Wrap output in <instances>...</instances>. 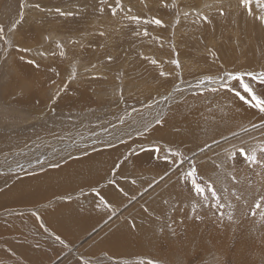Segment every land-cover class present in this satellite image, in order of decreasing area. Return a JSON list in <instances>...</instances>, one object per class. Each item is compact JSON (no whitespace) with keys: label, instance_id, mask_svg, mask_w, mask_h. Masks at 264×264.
<instances>
[{"label":"rangeland","instance_id":"1","mask_svg":"<svg viewBox=\"0 0 264 264\" xmlns=\"http://www.w3.org/2000/svg\"><path fill=\"white\" fill-rule=\"evenodd\" d=\"M57 8L72 14L61 15ZM251 8L250 15L241 0H0V167L12 168L0 172V196L7 197L20 179H29L24 189L31 195L22 202L0 198V213L8 212L0 217L7 229L0 234V264H264V165L247 162L238 151L255 150L260 157L264 116L233 127L221 111L215 124L211 107L196 117L198 122L182 120L195 106L224 95L220 77L226 72L264 70V20L259 19L264 0H251ZM22 63L30 65V75H24ZM34 74L37 84L28 79ZM184 89L194 90L183 102L185 109L173 102L175 92ZM164 104L175 118L160 114L157 109ZM208 130L217 134L208 136ZM73 134L99 147L85 154L75 151L67 164L120 147V154L114 151L115 164L98 179L93 178L97 173L92 179L72 173L67 187L62 177L69 175L58 171L52 177L64 183L40 193V177L66 160L58 164L50 155L41 169L46 158L36 153L51 154L52 142L72 145L63 139L72 140L66 137ZM111 139L116 144H102ZM169 148L183 155L174 157ZM144 153L151 166L156 164L153 169L136 166L135 157ZM193 163L206 189L202 194L184 179ZM163 177L167 182L152 189L150 199L116 225H104L134 200L135 191ZM34 192L39 196L31 198ZM66 201L57 215L49 212ZM47 214L50 219L40 222ZM74 247L78 253L66 256Z\"/></svg>","mask_w":264,"mask_h":264},{"label":"bare ground","instance_id":"2","mask_svg":"<svg viewBox=\"0 0 264 264\" xmlns=\"http://www.w3.org/2000/svg\"><path fill=\"white\" fill-rule=\"evenodd\" d=\"M27 31H29V30H27ZM33 32V31H32ZM31 32V33H32ZM26 34H28V33H26ZM34 34V33H33ZM264 35V34H263ZM30 36H31V34H30ZM33 37V36H32ZM35 39V38H34ZM29 41V40H28ZM261 41H262V43H264V36H263V38L261 39ZM144 60V59H143ZM142 61V60H141ZM16 62V61H15ZM18 62V61H17ZM16 62V63H17ZM26 62H27V60H26ZM18 64V63H17ZM48 64V63H47ZM55 64V63H54ZM22 65H23V71H24V75L26 76V74H29L30 75V73H28L29 72V70H31V67H30V65L28 64V63H22ZM53 65V64H52ZM49 66V65H48ZM37 67V66H36ZM42 67V66H41ZM40 67V68H41ZM39 68V67H38ZM46 70V69H45ZM16 75V74H15ZM21 75V74H20ZM23 75V74H22ZM37 76H38V74H34V76H32L31 78H28V79H30L31 81H32V83L33 84H37ZM41 76V75H40ZM42 77V76H41ZM26 78V77H25ZM39 78V77H38ZM43 78V77H42ZM18 79H20V78H18ZM27 79V78H26ZM45 80V79H44ZM47 81V80H46ZM199 81H197V83H198ZM200 83V82H199ZM193 85V84H192ZM37 86V85H36ZM180 88V87H179ZM191 89H192V87H190ZM194 88V87H193ZM183 89V88H182ZM13 90V89H12ZM38 90V89H37ZM81 90V89H80ZM194 90H190V89H184V90H181V91H178V93L177 92H175V94L174 93H172V94H174V98H176L173 102H174V105L175 106H182V105H184V100L185 99H187V98H189L190 97V94H192V92H193ZM71 92V91H70ZM81 92V91H80ZM82 93V92H81ZM194 93V92H193ZM26 94V93H25ZM208 94V93H207ZM43 95V94H42ZM41 96V95H40ZM221 96V98H218V97H220ZM225 96V97H224ZM208 97V96H207ZM223 97H224V99H223ZM21 98L22 97H19L18 98V100H20L21 101ZM32 97H31V95L29 96V99H31ZM45 98V97H44ZM64 98V97H63ZM71 98V97H70ZM89 98V97H88ZM193 97H191V99H192ZM215 98V100H213L212 102L210 101V102H203V104L202 105H200V106H202V107H197V106H195L194 107V112H192V113H187L183 118H182V120H183V123L184 122H186V124L188 123H190V124H192L191 122H198V120L196 119V117L199 115V114H201V115H203V114H205V110L207 109V111H208V108H211V107H213V113H214V116H213V121H212V123H215V124H218L217 122H216V120L221 116L220 114H221V111H222V113L223 114H226V116H225V120H227V124L228 123H231V125L234 127L235 125H236V127H244V126H246V125H248V124H250L251 122H257V121H260L261 119H262V117L264 116V114H261V113H257L256 112V114L254 115V114H252V110L253 109H251V108H249V107H245V108H242V109H239V108H237V107H242L243 106V104L237 99V98H235V96L232 94V93H230V92H225L224 93V95H222V93H220V95L218 94L217 96H215L214 97ZM48 99V98H47ZM66 99V98H65ZM180 99V102L178 101ZM190 99V100H191ZM46 100V99H45ZM45 100H44V102H45ZM163 100H164V98H163ZM47 101V100H46ZM65 101V100H64ZM193 101V100H192ZM201 101V100H200ZM205 101V100H204ZM209 101V100H208ZM162 102V101H161ZM166 102V101H165ZM198 102V101H197ZM64 103H66V102H64ZM70 103V102H69ZM93 103V102H92ZM164 103V102H163ZM205 103H210V104H205ZM218 103H219V105H218ZM44 104V103H43ZM63 104V103H62ZM186 104V103H185ZM56 105V104H55ZM57 105H59L60 106V104H57ZM163 105V104H162ZM64 106V105H63ZM89 106H91V105H89ZM169 106V105H168ZM188 105L186 104V106H185V108L187 107ZM171 107V106H170ZM192 107V106H191ZM182 108H184L183 106H182ZM184 108V109H185ZM157 109V108H156ZM192 109V108H191ZM157 110H160V114L161 113H163L164 112V115L165 116H170L171 118H175V116H174V114L173 113H171L172 111L170 110V109H168L167 108V105H165L164 104V106H161L160 107V109H157ZM156 110V111H157ZM175 110H177V108H175ZM187 110V109H186ZM234 110V112H235V115H232V116H230L231 115V113H232V111ZM44 111V110H43ZM155 111V112H156ZM166 111H167V113H166ZM191 111V110H190ZM193 111V110H192ZM154 112V113H155ZM209 112V111H208ZM140 113V112H139ZM156 113H158V112H156ZM179 113V112H178ZM180 113H181V111H180ZM179 113V114H180ZM207 113V112H206ZM173 114V115H172ZM179 114H177V117H179ZM210 114L212 115V113H211V111H210ZM184 115V114H183ZM210 115V118L212 117ZM209 116V115H208ZM207 116V117H208ZM40 117V116H39ZM180 117H181V114H180ZM194 117V118H193ZM201 117V116H200ZM201 118H203V117H201ZM201 118H200V120H201ZM205 118V117H204ZM209 118V117H208ZM208 118H205V119H208ZM168 119V118H167ZM180 119V118H179ZM178 119V120H179ZM205 119H203V120H205ZM19 120V119H18ZM153 120V119H152ZM174 121V119H171V120H169V124L170 123H172ZM209 121V120H208ZM210 121H211V119H210ZM209 121V122H210ZM180 122H182L181 120H180ZM179 122V123H180ZM207 122V121H206ZM139 123V122H138ZM175 123H178V122H175ZM183 123H180V124H183ZM173 124V123H172ZM207 124V123H206ZM264 124V123H263ZM168 125V124H167ZM203 125V124H202ZM262 125V124H261ZM261 125H260V127H261ZM177 126H180V125H177ZM195 126V124L193 123V127ZM111 127V126H110ZM213 130L214 129H216L217 127H214V125H213ZM264 128V127H263ZM110 129V128H109ZM111 129H113V128H111ZM118 129V127H116V130ZM207 129H208V127H207ZM83 130H85V129H83ZM227 130H229V126H227ZM264 130V129H263ZM51 131V130H50ZM50 131H48V132H50ZM55 131V128H54V130H53V132ZM163 131H165L164 129H163ZM171 131H172V129H171ZM209 131V130H208ZM108 132V131H107ZM120 132V131H119ZM119 132H115V134L116 133H119ZM210 133H209V135L208 136H210L211 134H217V131H209ZM112 133V132H111ZM153 133H155V132H153ZM166 133V132H165ZM185 133V132H184ZM208 133V132H207ZM43 134H45V133H43ZM47 134H49V133H47ZM126 134V133H125ZM159 134V133H158ZM161 134V133H160ZM159 134V136H164V135H168V133H166V134H164V135H160ZM170 134V133H169ZM175 134V133H174ZM71 135V134H70ZM75 134H73V136H67L66 138H71L72 140H66V139H63V140H65L66 142H72L73 144L71 145V144H68V145H63V146H61V147H59V145L61 144V142H59L58 144L56 143V145H53V144H55V143H53L52 142V148H51V150L50 151H48L49 153H51V154H48L47 153V155L44 157V155H45V151H41V153H36V155L37 156H43V159L44 158H46L45 159V161L46 162H44L42 165H39V168H41L42 169V167L45 165V163H46V165H48L47 164V162H50L49 160L51 159L52 160V158L54 159V161L57 163L58 162V164L61 162V159L63 158V161L64 160H66L65 162V164L63 165V167L61 168V167H59L60 169H57V170H53V171H48V172H46V173H44L41 177H40V181H38V183H41V187L43 188L42 189V191L41 190H38V191H40V193L41 192H44V190H47V189H49L50 187H51V190H54L55 189V185H57L58 183H64V180H66L65 181V185H66V187L71 183V181L73 180V178H74V176H71V175H73L72 173H78V171H80V172H83V173H86L87 174V179L89 178V177H91V179H92V177H93V174H95V173H97L98 174V176L96 177V176H94L93 178H99V176L101 175V173L103 174L104 172H106V170L107 169H109L110 167H112L114 164H115V157H116V155H117V153L119 152V150H120V147L119 148H117V149H115L114 151H116V152H114V151H110V150H108V151H110L109 153H104V152H102L101 154L99 153V155H94V154H88V157L87 158H84V157H81V160H78V161H72L71 163H69V164H67V162H68V159H66V158H68V157H70V155H76V152H81V153H83V154H85V153H88L89 151H92L94 148H98L99 147V145L97 144V145H93V146H91V145H87V142H86V140H82V139H77V138H79V137H76V136H74ZM107 135V134H106ZM153 135V134H152ZM99 136H100V134H99ZM98 136V137H99ZM102 136H103V134H102ZM102 136H101V138H102ZM105 136V135H104ZM103 136V137H104ZM117 136V135H116ZM119 136H121V134L119 135ZM126 136V135H125ZM124 136V137H125ZM129 136V135H128ZM179 136V135H178ZM189 136V135H188ZM72 137H74V138H72ZM122 137V136H121ZM120 137V138H121ZM108 138V137H107ZM106 138V139H107ZM111 138V137H110ZM160 138V137H159ZM176 138V137H175ZM179 138V137H178ZM207 138H209V137H207ZM60 139H62V138H60ZM99 139H100V137H99ZM105 139V138H104ZM125 139V138H124ZM119 140V139H118ZM171 140V139H170ZM93 141V140H92ZM99 141V140H98ZM145 141V140H144ZM225 141L223 140V143H224ZM99 144H101L100 143V141L98 142ZM113 143H115L116 144V142H114V141H112V139L110 140V141H108L107 140V142H104V143H102V144H104V145H106V144H113ZM124 143V142H123ZM223 143H220V146L223 144ZM23 145V144H22ZM27 145V144H26ZM104 145H102V146H104ZM172 145V144H171ZM217 145V143H215V144H213V145H210L208 148L210 149V148H213L214 146H216ZM47 146V145H46ZM101 146V145H100ZM147 146V145H146ZM4 147V146H3ZM217 147V146H216ZM21 148V147H20ZM32 148V147H31ZM43 148H45V146L43 147ZM23 149V148H22ZM39 149V148H38ZM249 149V148H248ZM20 150V149H19ZM22 151H24V149L22 150ZM76 151V152H75ZM205 151V150H204ZM207 151V150H206ZM214 151V150H213ZM217 151V150H216ZM44 152V153H43ZM12 153V152H11ZM30 153V152H29ZM126 153H128V152H126ZM213 153V152H212ZM43 154V155H42ZM80 154V153H79ZM119 154H120V152H119ZM144 154H146V153H144ZM144 154H139V155H137L136 157H135V162H136V166H139V167H142V166H144V168L145 169H153V166L155 167V165H150L151 163L149 162V159H150V156L148 155V154H146V155H144ZM201 154V153H200ZM199 154V155H200ZM2 155H4V154H2ZM25 155V154H24ZM29 155H31V154H29ZM52 156V158H48L49 156ZM141 155H144V156H141ZM198 155V156H199ZM40 156V157H41ZM118 156V155H117ZM138 156H141L142 157V159L143 160H140V158L138 157ZM218 156V155H217ZM11 157V156H10ZM31 157V156H30ZM34 157H35V155H34ZM32 158V157H31ZM38 158V157H37ZM42 158V157H41ZM82 158H84V159H82ZM152 158V157H151ZM157 158V157H156ZM211 158V157H210ZM15 159H16V157H15ZM20 160H21V158H19ZM23 159V158H22ZM3 160V159H2ZM36 160V159H35ZM17 161V160H16ZM133 161V160H132ZM141 161H143V163H140ZM151 161H152V159H151ZM9 162V161H8ZM14 162V161H13ZM112 162H114L113 164H111ZM134 162V161H133ZM134 162V163H135ZM139 162V163H138ZM23 163V162H22ZM28 163V162H27ZM63 163V162H62ZM20 164V163H19ZM50 164V163H49ZM57 164V165H58ZM184 164H186V163H184ZM184 164H181V165H184ZM207 164V163H206ZM2 165V164H1ZM9 165V164H8ZM52 165H54V164H52ZM181 165H180V167H181ZM264 164H259V166L261 167V166H263ZM6 166V165H5ZM11 166H12V164H11ZM31 166V165H30ZM61 166V165H60ZM48 167V166H47ZM11 168V167H10ZM24 168V167H23ZM25 168H27V166L25 167ZM28 168H30L29 166H28ZM54 168V167H53ZM57 168V167H56ZM12 169V168H11ZM19 169V168H18ZM141 169V168H140ZM261 169V168H260ZM7 169L4 167V168H2V167H0V172L1 173H3V174H5V171H6ZM100 170V171H99ZM15 171V170H14ZM58 171H60V172H66L69 176H67V177H62L64 180H60V179H55L54 177H52V176H55V174H58ZM13 172V171H12ZM59 172V173H60ZM135 172V171H134ZM137 173V172H136ZM2 174V175H3ZM169 174V173H168ZM166 175L165 177L166 178H168L169 177V175ZM7 175V174H6ZM9 175V174H8ZM91 175V176H90ZM57 176V175H56ZM81 177H83V176H81ZM75 178H77V177H75ZM174 178V177H173ZM30 179H32V178H30ZM36 179H38V178H36ZM90 179V180H91ZM257 179L258 180H260V177H257ZM86 180V179H85ZM90 180H88V181H90ZM96 180V179H95ZM87 181V182H88ZM94 181V180H93ZM7 182V181H6ZM34 184L36 185L37 184V182H36V180L34 179ZM165 182H167L166 181V179H164V177L162 178V179H160L159 181H158V183H156V185H152V186H150V187H147L146 189H142V191H135V193H134V200L128 205V206H126L123 210L122 209H120L119 211L117 210V213L116 214H114L112 217H111V219L110 220H106L107 222L104 224L105 226H107L108 228L111 226V224H115L116 225V223L115 222H117V221H120L121 219H124L125 217H126V215L128 214H131L132 213V209L137 205V204H140L141 202H144L145 200H147V199H150L149 198V196H150V193H151V191H152V189H154V190H157V188L158 187H160V185L162 186ZM261 182V181H260ZM90 183V182H89ZM123 183V182H122ZM121 183V184H122ZM30 183H29V179H20L15 185H14V187H13V189L12 190H9V192H11V193H9V195L6 197L4 194H2V196H0V198L1 199H4L5 201H9V203H10V201L12 200V199H15V200H26V199H30V193H27V190L26 189H24V187L25 186H27V185H29ZM120 184V185H121ZM61 186V185H60ZM29 187H31V186H29ZM36 187L37 186H35V188L34 189H36ZM27 188V187H26ZM58 188V187H57ZM56 188V189H57ZM28 189V188H27ZM64 189V188H63ZM62 189V190H63ZM114 189V188H113ZM116 189V188H115ZM114 189V190H115ZM119 189V188H118ZM120 189H123V188H120ZM119 189V190H120ZM62 190H60V191H62ZM59 191V192H60ZM109 191V190H108ZM122 191V190H121ZM120 191V192H121ZM124 191V190H123ZM28 192H30V191H28ZM49 192V191H48ZM54 193H55V191H54ZM54 193H52V197H53V195H54ZM64 193H66V192H64ZM111 193H114V192H111ZM139 194V193H141V196L140 195H135V194ZM38 194V192L36 193V192H34L33 194H32V197L31 198H34V196H36ZM57 195H58V193H56ZM63 194V193H62ZM63 195H65V194H63ZM4 196V197H3ZM26 196H28V198L26 197ZM37 196H39V195H37ZM132 196H133V193H132ZM132 196H130V197H132ZM55 197V196H54ZM40 197H36L35 198V200L36 199H39ZM49 198V197H48ZM65 198H67V197H65ZM64 198V199H65ZM155 198V197H154ZM0 199V204H2V200ZM47 199V198H46ZM57 199H59V198H57ZM153 199V198H152ZM151 199V200H152ZM41 200H43V198H41ZM40 200V201H41ZM77 200V199H76ZM75 200V201H76ZM64 201V200H63ZM62 201V202H63ZM68 201V200H67ZM67 201L65 202V204H63V206L62 207H56L54 210H49V212L50 213H55L56 215H57V213H58V210H60V209H62V208H66L67 206H64V205H66L67 204ZM69 202V201H68ZM71 203V202H70ZM15 204V203H14ZM166 204V203H165ZM45 205V204H44ZM68 205V204H67ZM72 206V205H71ZM72 208V207H71ZM77 208H78V206H77ZM23 210V209H22ZM60 211H63V210H60ZM59 211V212H60ZM68 211V210H67ZM78 212V211H77ZM258 212V211H257ZM8 212L7 211H3V212H1L0 213V217L1 216H4V215H6ZM62 213V212H61ZM41 214V213H40ZM64 214V213H63ZM75 214V213H74ZM85 214V213H84ZM58 215H60V214H58ZM61 216V215H60ZM72 216V215H71ZM75 216V215H74ZM77 216V215H76ZM75 216V217H76ZM81 216V215H80ZM253 216V215H252ZM35 217V216H34ZM52 217V216H51ZM59 217V216H58ZM70 217V216H69ZM83 217V216H82ZM84 217H85V215H84ZM83 217V218H84ZM87 217V216H86ZM254 217V216H253ZM33 218V217H32ZM63 217H61V219H62ZM65 218V217H64ZM78 218V217H77ZM119 218H121L120 220H119ZM256 218H257V215H256ZM36 219H37V217H36ZM50 219V216H49V218H48V214L46 215V217H44V219L42 218L41 219V221L40 222H42V223H46V221H48ZM72 219V218H71ZM109 219V218H108ZM259 219V218H258ZM63 220V219H62ZM72 220H75V219H72ZM88 220H89V218H88ZM260 220V219H259ZM35 221H37V220H35ZM50 221H52V220H50ZM254 221V220H253ZM64 222H65V220H64ZM50 223V222H49ZM66 223V222H65ZM69 223V222H68ZM69 224H71V223H69ZM91 224V223H90ZM257 224V223H256ZM261 224V223H260ZM13 225V224H12ZM118 225V224H117ZM246 225V224H245ZM245 225H244V227H245ZM248 225V224H247ZM259 225V224H258ZM14 226H16V225H14ZM51 226H52V224H51ZM251 226H253L252 224H251ZM263 226V225H262ZM254 227V226H253ZM102 228V227H101ZM258 228H260V227H258ZM68 229V228H67ZM72 229V228H71ZM70 229V230H71ZM257 229V228H256ZM261 229V228H260ZM259 229V230H260ZM6 230L7 229H5V227H3V226H1L0 225V234H2V233H4V232H6ZM258 230V231H259ZM101 231V230H100ZM257 232V231H256ZM13 233V232H12ZM97 235H98V230H97V232H95ZM134 233V232H133ZM94 234V233H93ZM130 236H131V234H129ZM120 236H121V234H120ZM217 236V235H216ZM239 236V235H238ZM7 237V236H6ZM125 237V236H124ZM2 238V237H1ZM120 238V237H119ZM142 238V237H141ZM13 239V238H12ZM127 239V238H126ZM131 239H132V237H131ZM128 240H130V239H128ZM128 240H126V241H128ZM110 241V240H109ZM125 241V240H124ZM132 241V240H131ZM116 242V241H115ZM122 243H123V241H122ZM121 243V244H122ZM143 243V242H142ZM111 244V243H110ZM109 244V245H110ZM120 244V245H121ZM131 244V243H130ZM139 244V243H138ZM108 245V244H107ZM115 245V244H114ZM116 245H119V244H116ZM129 245V244H128ZM219 245L221 246V243H219ZM218 245V246H219ZM235 245V244H234ZM233 245V246H234ZM170 246V245H169ZM174 246V245H173ZM19 247V246H18ZM120 247V246H119ZM128 247V246H127ZM141 247V246H140ZM172 247V246H171ZM236 247V246H235ZM77 248L78 247H74V248H72V251H69L67 254H66V256L68 255V254H77L78 252H77ZM123 248H124V246H123ZM126 248V247H125ZM173 248V247H172ZM206 248V247H205ZM242 248V247H241ZM119 250V249H118ZM173 250V249H172ZM244 251V250H243ZM246 251V250H245ZM236 252H238V251H236ZM118 253V252H117ZM120 253V252H119ZM208 253V252H207ZM226 253V252H225ZM224 253V254H225ZM241 253V252H240ZM246 253V252H245ZM232 259V258H231ZM233 260V259H232Z\"/></svg>","mask_w":264,"mask_h":264},{"label":"snow or ice","instance_id":"3","mask_svg":"<svg viewBox=\"0 0 264 264\" xmlns=\"http://www.w3.org/2000/svg\"><path fill=\"white\" fill-rule=\"evenodd\" d=\"M241 3L244 6V9L248 12V14H252V8H251V0H241ZM35 7L39 8L40 5L37 4ZM58 13L61 15H71V12H62L59 8L56 9ZM134 20H139V17H133ZM204 19H208L206 16ZM259 19L264 20V16H260ZM157 25L162 24V21L159 19H156L154 21ZM3 29L0 28V31ZM23 52L29 51V49L24 48L21 49ZM23 59V57H21ZM30 64H34V60L28 61ZM175 63L179 65V60H176ZM206 80L212 81L216 79L213 76H207L205 77ZM221 80V88L232 93L235 98H237L239 101H241L244 105H247L249 108L254 109L258 111V113L264 114V70L260 71H236V72H226L223 77H220ZM201 84L204 83V80L200 81ZM259 89V90H258ZM220 89L213 88L212 91H218ZM163 121L158 120L157 123L160 124ZM255 127V125H253ZM261 127H264V124L261 125ZM143 150V149H142ZM156 153H159L161 149L159 147H156L154 149ZM239 153L242 154L246 161L251 164H264V148L260 150V157L258 158L257 152L253 150L251 153L247 152L243 147H241L239 150ZM167 152H172L174 157H180L183 154L179 151L173 152L171 148L167 150ZM235 153H233L234 155ZM165 160H169L170 157L167 155V153L164 155ZM172 163H175V160H172ZM54 167H58V165H53ZM119 167V165H116ZM198 172L195 164L190 167V169L184 173V179L185 180H191V183L193 187L195 188V191L197 193H204L206 191L205 187H203L198 182ZM111 183H115V181H112ZM98 196L100 195V192L96 193ZM213 195H215V189L213 188ZM101 200H103V197H101ZM257 207H260L259 204H257ZM134 226V225H133Z\"/></svg>","mask_w":264,"mask_h":264},{"label":"crops","instance_id":"4","mask_svg":"<svg viewBox=\"0 0 264 264\" xmlns=\"http://www.w3.org/2000/svg\"><path fill=\"white\" fill-rule=\"evenodd\" d=\"M10 170H11V169H7V170L5 171V173H6V172L9 173ZM12 189H13V187H11L9 190H12ZM21 202H22V200H21ZM32 217H33V218H32L33 222H35L36 218L34 217V215H32ZM56 262H57V261H56ZM56 262H55V263H56ZM55 263H54V264H55ZM81 263H83V262H76V260H75V262H72V264H81Z\"/></svg>","mask_w":264,"mask_h":264}]
</instances>
